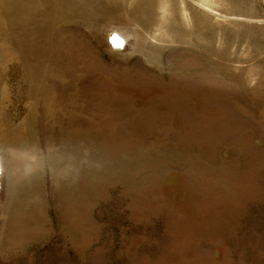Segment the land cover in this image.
Wrapping results in <instances>:
<instances>
[{
	"label": "rangeland",
	"instance_id": "obj_1",
	"mask_svg": "<svg viewBox=\"0 0 264 264\" xmlns=\"http://www.w3.org/2000/svg\"><path fill=\"white\" fill-rule=\"evenodd\" d=\"M9 1L0 264H264V0Z\"/></svg>",
	"mask_w": 264,
	"mask_h": 264
},
{
	"label": "bare ground",
	"instance_id": "obj_2",
	"mask_svg": "<svg viewBox=\"0 0 264 264\" xmlns=\"http://www.w3.org/2000/svg\"><path fill=\"white\" fill-rule=\"evenodd\" d=\"M13 1V0H12ZM62 1V0H61ZM69 1H74V0H69ZM5 2H7V3H9L10 1L9 0H0V5H2V3H4L5 5H7ZM55 2V1H54ZM35 3V2H34ZM49 3H50V1H49ZM59 3H61V2H59ZM51 4V3H50ZM50 4H49V6H50ZM34 5V4H33ZM65 5V4H64ZM69 5V4H68ZM31 6H32V4H31ZM62 6V5H61ZM22 7V6H21ZM58 7V6H57ZM1 8H2V6H1ZM36 8V7H35ZM56 8V7H55ZM69 8V7H68ZM16 9H17V11L16 12H18L17 14H16V16H15V18H13V20L15 21V22H21V21H25L24 20V17L21 15V13H20V11H19V4H17L16 5ZM51 9H52V7H51ZM58 9V8H57ZM6 10V9H5ZM27 10V9H26ZM49 10V9H48ZM56 10V9H55ZM65 10V9H64ZM57 11H59V10H57ZM70 11V10H69ZM24 13V12H23ZM31 13V12H30ZM33 13V12H32ZM38 13V12H37ZM55 13V12H54ZM2 14V13H1ZM28 14V13H27ZM26 16V15H25ZM12 20V21H13ZM29 20V18L27 17V21ZM37 20V19H36ZM14 25V24H13ZM119 38V37H118ZM118 38H116L115 39V43L118 45L119 43H120V39H118ZM0 172H2V165H1V163H0Z\"/></svg>",
	"mask_w": 264,
	"mask_h": 264
}]
</instances>
